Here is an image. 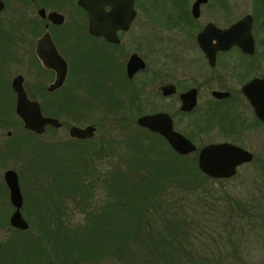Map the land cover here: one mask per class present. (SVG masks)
Segmentation results:
<instances>
[{"label":"flooded vegetation","instance_id":"flooded-vegetation-1","mask_svg":"<svg viewBox=\"0 0 264 264\" xmlns=\"http://www.w3.org/2000/svg\"><path fill=\"white\" fill-rule=\"evenodd\" d=\"M82 1L0 0L3 5L0 11V103L4 102L0 105V131L6 130L5 138L10 140L14 135L22 144L26 138L22 130L34 134L24 128L16 115L15 80L20 81L26 97L37 103L44 117L60 124L59 127L46 125L42 133L34 134L38 138L63 128L69 133L71 127L91 126L95 129L91 138H70L94 139L99 128L95 122L80 127L67 124L60 116L69 114L77 118L85 109L92 112L112 106L119 112L129 113L122 116L123 124L134 123L138 127L137 120L144 115L167 114L173 130L193 144V137L213 130L220 133L221 138L232 140L217 143L226 142L246 150L237 141L242 140L246 132L255 130V125L264 129L262 123V126L255 123L257 117L242 91L254 78L264 77L254 71L256 65L264 64V0H166L170 4L166 14L157 7L156 0H152L156 7L152 5L150 9L161 12L163 21L148 13L144 0H133L134 15L128 24L120 1L104 0L103 17L97 20L96 29L90 27L91 19ZM99 4L93 2V5ZM143 12L153 19V25L146 30L142 25ZM245 19L250 23L253 52L246 53L235 45L217 49L220 41L216 31L226 30ZM207 30L209 32L202 36L206 51L198 38ZM176 48L183 53L177 55ZM185 53L189 69L197 70L193 75L175 69L176 59ZM208 53L213 55L212 62ZM139 61L144 63V69H139ZM59 78L63 79L62 83L56 86ZM191 90L195 92L196 105L190 111H182L180 95ZM214 93L228 96L218 98ZM98 97L110 99L109 106H103L106 100L99 106L94 104ZM70 105L75 109L70 110ZM143 108L147 109L146 113H142ZM196 111L203 114L195 125L198 134L187 133L180 128L179 116L188 117ZM204 146H196L192 153L196 154V159ZM3 147L0 154L7 151ZM3 160L0 159L5 163ZM251 163L240 165L237 171ZM26 168L29 169V160ZM237 171L233 177L218 181L231 180ZM1 205H5L1 208L7 211L0 214V219L9 222L14 212L9 193L8 202Z\"/></svg>","mask_w":264,"mask_h":264},{"label":"trees","instance_id":"trees-1","mask_svg":"<svg viewBox=\"0 0 264 264\" xmlns=\"http://www.w3.org/2000/svg\"><path fill=\"white\" fill-rule=\"evenodd\" d=\"M122 122L123 140H72L79 151L50 169L45 186L35 177L40 165H32L40 188L31 196L43 207L27 211L23 199L25 231L0 219L12 234L0 239V264H206L195 243L204 231L205 208L222 200L240 223L249 218L254 230H264V202L228 198L214 187L223 181L198 169L196 154L180 156L159 135ZM252 163L264 174L263 159Z\"/></svg>","mask_w":264,"mask_h":264},{"label":"rangeland","instance_id":"rangeland-1","mask_svg":"<svg viewBox=\"0 0 264 264\" xmlns=\"http://www.w3.org/2000/svg\"><path fill=\"white\" fill-rule=\"evenodd\" d=\"M144 4L147 5V11L149 14L156 17L158 20L163 21V18L160 15L161 12L158 14V12L155 13L154 10L152 11L150 9V6L152 5L156 7L155 3H152V0H144ZM156 4L157 7H161V10L165 14L167 13L166 8H170V4L166 2V0H156ZM168 11L171 12L170 9ZM171 15L176 14L172 13ZM152 21L153 19L143 12L142 25L144 26V30L153 25ZM176 33L177 32H175V34ZM175 51L177 52V55L183 53L181 52V49L178 48H176ZM185 55L188 54L185 53L184 56L180 54V58L176 59L174 65L175 69L179 73L183 72L187 73V75H193L197 70L189 69V61ZM254 68L256 74H264V64H258ZM231 78H234L233 75ZM1 100L2 99H0V101ZM102 100H106L102 103L103 106H109L110 99L103 97H98L94 104L99 106V103L102 102ZM204 101L205 98L202 96L201 103ZM1 103L0 105H2ZM103 108L105 107L96 108L97 110L92 112H87L85 109V112L77 118H73L69 114H62L60 119L69 125H78L80 127L95 122L99 128L94 140H97L102 136L118 141L125 139V136L128 134L123 132V129L119 128V123L121 122L122 116L129 113L119 112L117 111L118 109L113 106L108 109ZM69 109L72 110L75 108L70 105ZM146 110L147 109L143 108L142 113H146ZM202 115V113L196 111L193 115L188 117L179 116L178 122L180 128L184 129L187 133L192 132L193 134H198V127L196 128L195 125L197 121L202 119ZM217 119L221 121L222 118L218 117ZM5 132L6 130L0 131V147L4 146L3 148L7 150L3 152V154H0V159L4 158L3 161H5V163L0 161V192L2 193L4 190V196L3 193L0 194V214H4L7 211H5L4 208H1V206H5L1 205V203L8 202V196H5L7 194L3 180V174L8 169L14 170L18 175L21 194L26 202L25 210L40 212L43 207L41 204L42 202H40L39 199L32 198L31 193L39 191V186H45L44 183L47 182L50 169L52 171V169L56 167L57 162L67 156V153H75L79 151L80 146L72 141L67 129L64 128L58 131L47 132L41 138H31L30 134L22 130V133L26 136L22 144L17 142L18 139L14 135L10 140L5 138ZM221 136L222 135L217 131L211 130L201 133L195 138L193 137V141L198 148L209 143H217L225 140L232 141L230 139L221 138ZM237 142L251 152L254 157L264 160L263 128H259L255 125V130L248 133L246 132L243 135L242 140ZM67 143H69V145H67ZM38 159L39 161L35 162ZM28 160L29 169L27 170L26 161L28 162ZM32 165H40L35 173L36 178L40 177L43 179V182L39 186L38 183L34 184L32 181V171H30ZM260 168L261 167L258 164L253 163L244 165L238 169L237 175L234 178L228 181H223L222 183H215L214 187H216L218 192H225V195L228 198L238 202H252L253 204H260L261 202V204H263L264 174H261V171L258 170ZM260 175L263 177L261 178ZM41 190H43V188L40 189V191ZM217 204L219 207H212V210H210L209 207L205 208L206 215L205 218L202 219L204 223V231L203 234L199 236L197 243H195L197 248L196 252L202 255V258L206 260L208 264H264V230H254L253 225L255 222L249 218H244L243 222L240 223L241 220H237L234 211H232L227 202L222 200L221 203L217 202ZM217 208L220 212L216 211ZM10 213L11 212H9L8 215H10ZM21 213L26 220L28 215L23 208ZM38 214L41 213H37V215ZM35 222L34 219L30 220L31 224H34ZM37 226V224L30 225L31 230H34V233ZM239 229L244 230L245 234L240 233ZM11 235L8 224L0 225V239H5L7 236Z\"/></svg>","mask_w":264,"mask_h":264},{"label":"water","instance_id":"water-1","mask_svg":"<svg viewBox=\"0 0 264 264\" xmlns=\"http://www.w3.org/2000/svg\"><path fill=\"white\" fill-rule=\"evenodd\" d=\"M96 1L100 3L99 6L93 5V2ZM119 1L122 10L126 14V23L128 24L134 15L133 0ZM103 3L104 0H83L81 2L82 6L89 13L91 19L90 27L93 29H96L94 27L99 23L97 20H102ZM2 8L3 5L0 2V11ZM208 32L207 30L205 33L200 34L198 38V42L203 50H206V48L202 44V36ZM216 38L220 41V44L216 46L217 49L225 50L235 45L246 53L253 52L254 43L250 34V23L248 19L240 21L226 30L216 31ZM214 49H211L212 53ZM207 55L210 62H212L213 55L211 54L209 56V53ZM139 62V69H144V63ZM62 80V78H59L56 86L61 85ZM13 88L17 94L15 112L26 130L34 134H40L46 125H52L53 127L60 126L57 120L42 115L37 103L26 97L19 80L14 81ZM242 91L253 109L255 116L264 125V77L254 78L243 87ZM214 95L218 98L228 96L227 93H214ZM180 99L182 101V111H190L196 105L194 90L180 95ZM137 124L162 136L171 149L180 156L189 155L196 151V146L191 141L173 130L172 121L167 114L157 113L144 115L138 118ZM94 130L91 126L86 128L71 127L69 135L72 138L87 139L93 136ZM196 160L198 169L204 175L215 180H220L233 177L240 165L253 161V155L251 152L230 143H212L199 150ZM3 179L8 188L9 201L14 208V212L9 218V225L15 229L25 231L29 228V225L21 214L23 197L17 173L13 170H7L3 175Z\"/></svg>","mask_w":264,"mask_h":264}]
</instances>
